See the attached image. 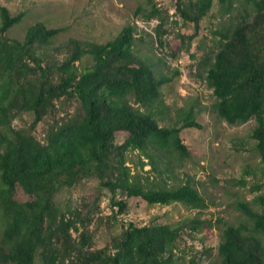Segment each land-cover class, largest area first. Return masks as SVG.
<instances>
[{
    "label": "trees",
    "instance_id": "16d2710c",
    "mask_svg": "<svg viewBox=\"0 0 264 264\" xmlns=\"http://www.w3.org/2000/svg\"><path fill=\"white\" fill-rule=\"evenodd\" d=\"M214 1L220 17L235 10V0H175V17L193 28L190 34H177L178 51L189 50ZM248 1L250 12L244 10L220 33L212 58H204V81L215 98L210 110L216 118L228 125L255 120L250 137L264 177V0ZM149 3L147 10L138 7L134 17L157 21L153 39L163 49L168 13ZM23 17V12L12 15L0 5V198L6 189L17 187L28 197L0 203V264H176L177 242L184 232L191 237L199 232L203 220L183 218L168 224L153 218L142 226L127 222L102 248L95 247L88 227L98 219L106 194L114 220L128 214L131 198L149 206L207 207L190 183L164 187L142 174L146 165L151 171L162 167L171 172L175 155L189 156L180 131L201 128L191 106L181 108L172 126L158 124L167 109L160 89L178 72L166 76L135 53L141 36L134 23L105 43L57 41L63 29L43 22L27 27L22 40L9 38L7 31ZM84 58L89 64L79 69ZM25 114L31 117L28 124L13 125ZM39 124L41 138L35 135ZM129 152L137 153L135 170L128 165ZM84 179H94L100 189L81 208L64 212L55 194ZM237 183L245 184L243 178ZM250 191L260 193L251 203L236 204L250 228L218 219L223 224L218 264H264V182ZM207 225L212 227V222Z\"/></svg>",
    "mask_w": 264,
    "mask_h": 264
},
{
    "label": "rangeland",
    "instance_id": "374dc122",
    "mask_svg": "<svg viewBox=\"0 0 264 264\" xmlns=\"http://www.w3.org/2000/svg\"><path fill=\"white\" fill-rule=\"evenodd\" d=\"M151 3L159 12L168 13V32L164 36L166 46L163 49L156 47L153 39V28L157 21L142 22L134 17L138 7L143 10L149 8V0H0V5L6 7L12 15L24 13L22 21L7 31L9 38L22 40L27 27L36 22H43L47 27L63 29L57 41L76 38L105 43L114 38L124 25L134 23L138 28L137 37L141 36V40L135 42V53L146 57L157 72L166 76H172L174 71L178 72L171 82L160 89L167 109L158 124L172 126L180 119L181 108L187 109L191 106L193 117L201 128H185L180 131L179 136L189 156L183 159L175 155L174 162L170 164L171 172L163 171L162 167L151 171L146 165L142 174L143 177H148L150 181L164 187L190 183L203 196L207 207L196 210L181 204L149 206L140 198H131L128 200V214L118 216L114 220L111 218L109 195L106 194L100 201L98 219L94 220L88 229L95 247L102 248L113 236L118 235L121 225L127 222L142 226L153 218H157L159 223L170 224L183 218L197 217L205 223L192 237L188 232L182 234V238L177 242L176 264H218L216 250L223 228L221 222L251 227L250 221L236 209V204L238 201L251 203L253 197L260 193L250 191L251 186L263 183L264 177L254 140L250 137L255 120L250 119L240 125H228L211 112L210 106L215 98L204 81V69L207 68L204 58H212L219 46L220 33L231 28L230 26L244 15V10L250 12V2L235 0L232 15L220 17L219 6L214 1L210 12L201 21L197 36L187 52L178 51L180 41L177 34H190L193 28L182 26L175 17V0H151ZM173 20L178 21V24H173ZM170 54L176 56L172 57ZM88 64L89 60L84 58L78 63V68ZM30 120L31 117L25 114L21 121H14L13 125L22 126ZM42 128L43 124L37 126V138H41ZM136 160L137 153L129 152L128 165L132 170L136 169ZM241 178L245 182L244 185L237 183ZM99 189L94 179H84L71 188H63L57 192L54 200L66 212L81 208L83 200ZM27 198L19 187L6 189L0 203L9 199L23 202ZM252 206L257 209V206ZM208 221L212 222V227L207 225ZM204 248H210V251L203 253Z\"/></svg>",
    "mask_w": 264,
    "mask_h": 264
}]
</instances>
